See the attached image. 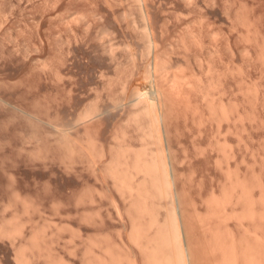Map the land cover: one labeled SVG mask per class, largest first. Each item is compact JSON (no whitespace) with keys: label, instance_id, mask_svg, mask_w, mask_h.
I'll return each instance as SVG.
<instances>
[{"label":"rangeland","instance_id":"374dc122","mask_svg":"<svg viewBox=\"0 0 264 264\" xmlns=\"http://www.w3.org/2000/svg\"><path fill=\"white\" fill-rule=\"evenodd\" d=\"M150 89L191 264H264V0H0V264H152Z\"/></svg>","mask_w":264,"mask_h":264},{"label":"bare ground","instance_id":"6f19581e","mask_svg":"<svg viewBox=\"0 0 264 264\" xmlns=\"http://www.w3.org/2000/svg\"><path fill=\"white\" fill-rule=\"evenodd\" d=\"M151 90V92H149V91H146L145 93H147L148 92V97H143V96H141L140 97V99H139V101H140V103H142L143 102V104L141 105L142 106V109H141V107H140V109H137V110H140V111H143V113H145V114H147V115H149V116H151V117H149L150 118V121H148L149 123V127L147 128V129H149V134H148V137L150 138V136L149 135H151L152 137H153V139H152V142L154 141L155 143H156V146H155V148L154 147H152V148H154V149H152L151 147V150L149 149H147L146 147H148V143H149V140L147 141V143H145L146 142V138L144 139L145 140V142H144V140H143V142L147 145L146 147H145V144L143 143V145H141V146H139L140 148H143V146H144V148L143 149H140V148H138V147H135V148H138V149H136V151L133 149L132 151L130 150V149H132V147L134 148V146H132L131 147V145L129 144L128 146L127 145H125L127 148L130 146L131 148L128 150L126 147L125 148H123L124 146H122V141H121V144H120V146H121V148L120 149H122L121 151H120V157L118 158L119 160H117L118 161V166H119V168H118V166L117 167H114V168H116V170H115V172H117V170H119V174L118 173H116L117 174V178H115L114 180H115V182H116V180H119L120 182H117V183H122V185L121 186H127V188L128 187H130V188H128V189H131V188H133V189H131V190H134L135 188L134 187H136V186H132L133 184H132V182H131V186H130V184H129V180L130 179H128V178H131V180H133V175H136V173L134 172V171H136V172H138V171H142L143 172V174L145 175L143 178L144 179H148L150 182H152L151 184V189L153 188V186L155 187L154 188V190L156 191V193L157 194H159V195H161V197L162 196H164V195H170V196H172V197H174L175 199H176V201L175 200H173V206L171 207V210L169 211V213L167 214V216L164 218V220L161 222V223H159L158 224V222L156 221V215H155V218H150V220L148 219V225L147 224H145V225H147V226H145L146 228H143V222H138L137 224H135V223H132L131 222V224L133 225V234H134V240H138L139 239V237H140V235H144V233L143 234H141L140 233V231H146V230H148L147 228H150V227H154V223H156V225L158 226L155 230H157V231H155V232H158L159 234H160V237L159 236H156V235H158V234H156L155 236H153V237H155V238H151L150 239V243H146V246L147 247H149V245H151V249L150 248H147L149 251H150V253H151V260H149V261H151L152 262V264H191V257H192V250H191V246H190V242H189V246H188V241H187V239L185 240V238H184V236H183V231H182V224H181V218H183V213H182V210L180 211V208L179 207H177V205H179V204H177V202H178V198H177V196L175 197V195L173 194V191H172V179H171V177H170V173H169V169H168V160H167V158H166V153H165V146H164V142H163V136L164 135H162L163 133V130H162V126L160 125V115H159V113H158V111H157V107H156V100H157V98H158V96H157V90L155 89L154 91L156 92H154L152 89H150ZM92 110V109H91ZM135 111V110H133V111H135V112H133L132 113V115L135 113V116L137 117L138 116V114L137 113H139L140 115L142 114V113H140V111L138 112V111ZM86 112H88V111H86ZM93 113V112H92ZM89 115V114H88ZM144 115V114H143ZM134 115H133V118L135 117ZM136 117H135V119H136ZM140 117V116H139ZM132 118V119H133ZM138 118V117H137ZM140 119V118H139ZM138 120V119H137ZM149 120V119H148ZM137 123H139V122H137ZM147 124V125H148ZM141 128H143L142 130H146V128L144 129V127H141ZM144 133H148V131L147 132H145L144 131ZM146 134H144V136H142V137H147L146 136ZM122 137V136H121ZM142 137H141V139H142ZM123 138V137H122ZM152 144H154V143H152ZM119 146V145H118ZM127 150V151H125V150ZM145 149H147V150H145ZM117 150V149H116ZM124 150V151H123ZM139 150V151H138ZM128 151H130V152H133V151H135L134 153H133V158L130 160L131 162H129V160H127V155H124V153L126 152V154H127V152ZM130 152H128V156H129V153ZM122 153V154H121ZM116 154H117V151H116ZM118 155V156H119ZM121 155H124V157L126 156V158H124L123 156H121ZM131 155V154H130ZM116 158V157H115ZM130 158V157H129ZM128 158V159H129ZM114 160V159H113ZM116 160V159H115ZM115 162V161H114ZM113 162V163H114ZM109 165V164H108ZM110 166H111V164H110ZM113 166H115V165H113ZM108 167V166H107ZM110 168V167H109ZM118 168V169H117ZM108 169V168H107ZM112 169V168H111ZM110 170V169H109ZM114 170V169H113ZM112 172V171H111ZM114 173V172H113ZM112 173V174H113ZM133 173H135V174H133ZM115 174V173H114ZM113 174V175H114ZM118 175H119V177H118ZM146 175H147V178H146ZM129 176H131V177H129ZM135 177V176H134ZM137 177H138V174H137ZM119 178V179H118ZM143 178H141L143 181H144V179ZM126 179H128V181L126 180ZM130 180V181H131ZM140 181V182H143V181ZM145 180V181H146ZM128 182V183H127ZM134 182V181H133ZM139 182V181H138ZM137 182V183H138ZM146 184H148V182L146 183ZM136 185V184H135ZM144 185V184H143ZM124 186H123V188H124ZM145 186V185H144ZM147 186V185H146ZM145 186V187H146ZM150 187H148V189L150 188ZM138 188V187H137ZM140 188H142V186H140ZM144 188V187H143ZM142 188V189H143ZM139 189V188H138ZM141 189V190H142ZM151 189H149V190H151ZM120 190V189H119ZM144 190V189H143ZM123 191V190H122ZM153 191V190H152ZM134 192H136V191H134ZM133 192V193H134ZM140 192V191H139ZM145 192V191H144ZM149 192V191H148ZM154 192V191H153ZM125 193V192H124ZM141 193H142V191H141ZM151 193V192H150ZM142 194H144V193H142ZM136 195H138V194H136ZM145 195V194H144ZM143 195V196H144ZM158 195V196H159ZM139 196H141L142 197V195H140V193H139ZM157 196V195H156ZM141 197H137V198H141ZM150 197V196H149ZM147 198L146 199V201L148 200V199H150V198ZM134 198H136V196L134 197ZM146 198V197H145ZM157 199V198H156ZM136 200V199H135ZM134 200V201H135ZM138 200V199H137ZM141 200H142V198H141ZM140 200V201H141ZM136 202H138V201H135V203ZM156 203V202H155ZM154 203V204H155ZM141 204H142V201H141ZM161 204V203H160ZM136 205V204H135ZM145 204H143V207L145 208V206H144ZM134 206V205H133ZM137 206V205H136ZM138 206H139V204H138ZM138 206H137V208H138ZM148 206V205H147ZM155 206V205H154ZM151 207V206H150ZM160 208V207H159ZM158 208V209H159ZM168 208V207H167ZM133 209V208H132ZM147 209V208H146ZM149 209V208H148ZM151 209H153V207L151 208ZM139 210H141L140 208H139ZM143 210V209H142ZM141 210V211H142ZM148 210H146V212H147ZM179 211V212H178ZM153 212V211H152ZM157 212V211H156ZM142 214V213H141ZM156 214V213H155ZM145 219V218H144ZM160 219V218H159ZM161 220V219H160ZM1 222H3V221H1ZM135 222V221H134ZM1 224V223H0ZM14 224V223H13ZM17 224V223H16ZM19 224H21V223H19ZM4 225H6V224H4ZM7 226V225H6ZM11 226V225H10ZM22 226V225H21ZM2 227V226H1ZM156 227V226H155ZM19 228H20V226H19ZM17 229V228H16ZM132 229V228H131ZM131 229H130V231H131ZM144 229V230H143ZM146 229V230H145ZM152 229V228H151ZM1 230V229H0ZM6 230V229H5ZM12 230V229H11ZM14 231H15V229H13ZM10 231V230H9ZM147 232V231H146ZM130 233H132V232H130ZM4 234V233H3ZM15 235V234H14ZM145 235H146V233H145ZM131 237H133V236H131ZM142 237V236H141ZM140 237V238H141ZM157 237H159V238H157ZM153 242H152V241ZM146 241V240H145ZM139 243V242H138ZM153 243V244H152ZM162 243V244H161ZM23 245V244H22ZM140 245V244H139ZM21 246V245H20ZM143 246V245H142ZM141 246V247H142ZM146 246L144 245V247L146 248ZM160 247H162V248H160ZM143 248V247H142ZM22 249V248H21ZM20 249V250H21ZM18 251V250H17ZM111 251V250H110ZM21 252V251H20ZM115 252V251H114ZM162 252V253H161ZM18 254V253H17ZM113 254V253H112ZM149 254V253H148ZM20 255V254H19ZM23 255V254H22ZM115 255V254H114ZM121 255V254H120ZM119 256V255H118ZM118 256H117V259H118ZM125 256V255H124ZM17 257V256H16ZM22 257V256H21ZM121 257H123V256H121ZM120 257V258H121ZM25 258V257H24ZM32 258V257H31ZM111 258H112V256H111ZM133 258V257H132ZM148 258H149V256H148ZM23 260L25 261V259H22V260H20V257H19V261L22 263L23 262ZM28 260V259H27ZM114 259H112V261H113ZM254 260H255V258H254V256H253V254L251 253H249V255H248V262L250 263V264H252V263H254ZM17 261V260H16ZM117 261H119V260H117ZM123 261V260H122ZM121 261V262H122ZM129 261H131L130 260V257H129ZM116 262V261H115ZM134 262V261H133ZM150 262V263H151ZM18 263V262H17ZM16 263V264H17ZM24 264L26 263V264H28L26 261L25 262H23ZM22 263V264H23ZM128 263H132V261L131 262H128ZM90 264V263H89ZM228 264H230V263H228Z\"/></svg>","mask_w":264,"mask_h":264}]
</instances>
